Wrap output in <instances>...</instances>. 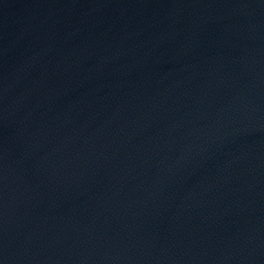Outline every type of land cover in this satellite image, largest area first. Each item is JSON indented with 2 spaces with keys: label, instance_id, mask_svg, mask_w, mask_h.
Wrapping results in <instances>:
<instances>
[{
  "label": "water",
  "instance_id": "1",
  "mask_svg": "<svg viewBox=\"0 0 264 264\" xmlns=\"http://www.w3.org/2000/svg\"><path fill=\"white\" fill-rule=\"evenodd\" d=\"M0 264H264V0H0Z\"/></svg>",
  "mask_w": 264,
  "mask_h": 264
}]
</instances>
